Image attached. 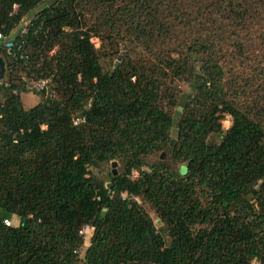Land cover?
<instances>
[{"label": "trees", "instance_id": "16d2710c", "mask_svg": "<svg viewBox=\"0 0 264 264\" xmlns=\"http://www.w3.org/2000/svg\"><path fill=\"white\" fill-rule=\"evenodd\" d=\"M0 33V264H264V0H0Z\"/></svg>", "mask_w": 264, "mask_h": 264}, {"label": "rangeland", "instance_id": "374dc122", "mask_svg": "<svg viewBox=\"0 0 264 264\" xmlns=\"http://www.w3.org/2000/svg\"><path fill=\"white\" fill-rule=\"evenodd\" d=\"M37 9L38 8H36L31 14H29L28 17H31V15L33 13H35V11ZM91 41L95 44V46L100 47L101 42L97 37L93 36ZM117 49L119 50L118 52L117 51H110V48L105 50L107 52L106 55H103L101 57V62H102V65L104 66V68H106V69L112 68L113 65L117 64L119 61L122 60L123 51H124L123 44H120V42H118ZM20 75H24V72H22ZM24 90L28 91V92H33V94L32 93L31 94L35 95L37 97V99L39 100V95L35 93L36 91L28 90L25 88H24ZM31 94L25 95V97L23 99L24 105H26V106L31 105L30 103H32L31 101H33V99H34L33 97H29V96H31ZM0 98H1V93H0ZM230 124H231V117L229 118L228 116H225L222 120L223 128L229 127ZM174 128H176V127H174ZM161 155H163V158H165V159L168 156L167 154L157 152V153H154L152 155H149L146 158V160L148 162H153V161L160 159ZM163 158H161V159H163ZM113 170H116V173H120L123 170V165L120 162V160H118V159L96 160V162L90 166V171L92 173H94L95 175H97L102 180H104L106 183H107V180L109 179V176L113 174ZM132 176L136 177L137 172L133 170ZM139 202H140V200H139ZM140 203H142V202H140ZM142 205H143L144 209L152 217L155 226L157 228H159V226L161 225V222L157 218V215H156L154 209H152V207L148 203H142ZM14 220L16 221L17 218H15ZM86 244H88V238L85 239L84 245H86ZM253 264H259V263L257 261H254Z\"/></svg>", "mask_w": 264, "mask_h": 264}, {"label": "built area", "instance_id": "2783aa9c", "mask_svg": "<svg viewBox=\"0 0 264 264\" xmlns=\"http://www.w3.org/2000/svg\"><path fill=\"white\" fill-rule=\"evenodd\" d=\"M27 25L28 21H26L21 27H20V32L25 33L27 32ZM2 34L0 33V40L2 39ZM12 41H6L5 46L8 49H11L12 47ZM21 80L23 82V86L25 89L28 90H33V91H44L46 95H54L55 90L53 88V83L51 78L49 77H29L24 75H21ZM225 116H228L230 118V115L226 114ZM84 121V118L82 117H76L74 119V124H78L80 122ZM228 128V127H225ZM3 222L6 225H11L12 221L10 219H4ZM93 230V226L89 224H85L82 226V228L79 230V234L84 238V236H87L90 234Z\"/></svg>", "mask_w": 264, "mask_h": 264}, {"label": "water", "instance_id": "95a60500", "mask_svg": "<svg viewBox=\"0 0 264 264\" xmlns=\"http://www.w3.org/2000/svg\"><path fill=\"white\" fill-rule=\"evenodd\" d=\"M52 1H54V0H47V3H51ZM4 71H5V64H4L3 59L0 57V81L2 79ZM171 132H172L173 136H177L178 135V129L177 128H172ZM113 173L116 174V170H113Z\"/></svg>", "mask_w": 264, "mask_h": 264}, {"label": "crops", "instance_id": "0c3cea01", "mask_svg": "<svg viewBox=\"0 0 264 264\" xmlns=\"http://www.w3.org/2000/svg\"><path fill=\"white\" fill-rule=\"evenodd\" d=\"M31 93L33 94V92H28V91L21 92V93H20V96H21L22 101H23L25 95H27V94H31ZM32 94H31V96H29V97H33L34 99H33V101H31L32 103H30L31 105H29V106H32V105H34L35 103L38 102L37 97H36L35 95H32Z\"/></svg>", "mask_w": 264, "mask_h": 264}, {"label": "bare ground", "instance_id": "6f19581e", "mask_svg": "<svg viewBox=\"0 0 264 264\" xmlns=\"http://www.w3.org/2000/svg\"><path fill=\"white\" fill-rule=\"evenodd\" d=\"M12 41V40H11ZM2 46H4V45H2ZM7 48V47H6ZM23 86V85H22ZM78 250V249H77Z\"/></svg>", "mask_w": 264, "mask_h": 264}]
</instances>
